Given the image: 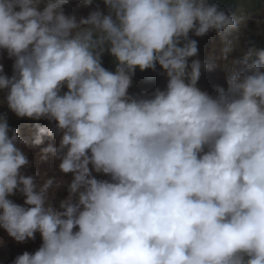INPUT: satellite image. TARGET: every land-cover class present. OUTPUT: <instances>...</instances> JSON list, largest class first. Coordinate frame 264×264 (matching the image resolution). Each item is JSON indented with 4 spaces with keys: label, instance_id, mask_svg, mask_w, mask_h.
Listing matches in <instances>:
<instances>
[{
    "label": "clouds",
    "instance_id": "9594fccd",
    "mask_svg": "<svg viewBox=\"0 0 264 264\" xmlns=\"http://www.w3.org/2000/svg\"><path fill=\"white\" fill-rule=\"evenodd\" d=\"M67 3L0 0V51L13 59L11 76L0 66L4 101L19 118L55 122L21 138L0 115V228L42 238L12 264H264V49L231 59L227 90L212 95L198 81L217 65L189 62L190 33L214 30L227 60L235 13L213 0H103L78 19ZM157 64L166 86L131 94L136 70ZM45 135L59 136L42 159L59 161L66 184L22 171L23 146Z\"/></svg>",
    "mask_w": 264,
    "mask_h": 264
},
{
    "label": "rangeland",
    "instance_id": "374dc122",
    "mask_svg": "<svg viewBox=\"0 0 264 264\" xmlns=\"http://www.w3.org/2000/svg\"><path fill=\"white\" fill-rule=\"evenodd\" d=\"M240 5L236 12V16L241 19V32L239 33V41H234L236 47L229 55L227 60H222L221 50L224 45L220 42V38L217 33L212 30L203 37H197L190 33L192 39L198 42V56L189 58L200 59L204 62L215 61L216 67L212 71H202V75L198 81V87L202 90H206L209 94L215 95L216 87L222 86L227 90L225 69H229L232 66L231 59L242 60L247 49L255 47L257 49H264V5L256 7L250 0H239ZM99 4L101 9L104 10L103 0H93L92 4H87L86 0H69V3L65 4L64 11L68 15H76L80 17H87V15L96 9V5ZM258 57H252L251 60H257ZM13 59L7 56L5 51H0V66L2 71L7 75H12ZM239 67V66H238ZM163 69L152 78H133V84L129 89L131 94L151 92L157 87L163 89L166 86L167 78L162 75ZM64 91H67L66 87ZM5 92L0 91V115H6L8 124L11 128L18 130V134L21 138L29 136L31 133L33 136L39 133L41 128H52L55 122L48 121L47 119L33 120L30 118H19L13 113L4 101ZM59 141V136L50 138L48 136L43 137V143L40 145L29 144L23 146L24 151L27 153L30 161V166L22 169L26 175L37 174V180L43 183L48 178H54L60 183L66 184L67 181L72 179V175L63 174L59 171V161L48 156V158L42 159L44 153L42 149L46 148L49 144L56 146ZM98 179H108L103 174H96ZM52 194H55L53 204L59 206L61 200L67 197L68 192L66 186L59 188L57 191L55 187L52 190ZM50 194V198L51 195ZM14 202L23 204L24 196L17 192L15 195L9 197ZM42 244V238L39 233H36L35 240H27L26 242H16L12 237L8 235L6 230L0 228V264H12L14 259L25 251L34 253Z\"/></svg>",
    "mask_w": 264,
    "mask_h": 264
},
{
    "label": "trees",
    "instance_id": "16d2710c",
    "mask_svg": "<svg viewBox=\"0 0 264 264\" xmlns=\"http://www.w3.org/2000/svg\"><path fill=\"white\" fill-rule=\"evenodd\" d=\"M213 2L219 4L220 7L227 13H235V15L240 5L239 0H213ZM250 2L253 3V5H255L256 7L264 5V0H250ZM102 64L106 69L110 71H115L114 57H112L110 53L105 52L102 55ZM159 69L160 66L158 64L155 71L151 69L140 71L139 69H137L133 78H145L155 76L158 73Z\"/></svg>",
    "mask_w": 264,
    "mask_h": 264
},
{
    "label": "bare ground",
    "instance_id": "6f19581e",
    "mask_svg": "<svg viewBox=\"0 0 264 264\" xmlns=\"http://www.w3.org/2000/svg\"><path fill=\"white\" fill-rule=\"evenodd\" d=\"M152 77H154V76H152ZM145 78H146V77H145ZM104 177H107V176L105 175Z\"/></svg>",
    "mask_w": 264,
    "mask_h": 264
}]
</instances>
